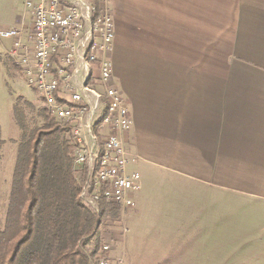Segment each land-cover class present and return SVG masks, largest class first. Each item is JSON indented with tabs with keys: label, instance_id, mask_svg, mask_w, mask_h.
Returning <instances> with one entry per match:
<instances>
[{
	"label": "crops",
	"instance_id": "0c3cea01",
	"mask_svg": "<svg viewBox=\"0 0 264 264\" xmlns=\"http://www.w3.org/2000/svg\"><path fill=\"white\" fill-rule=\"evenodd\" d=\"M109 5L111 84L134 121L125 135L136 155L133 169L139 171L143 161L191 180L194 192L224 191L264 202V0ZM19 16L22 25L27 15L17 0H0V31L20 27ZM143 190L134 194L128 219L152 224L139 233L142 240L156 229L153 224H169L161 231L173 233V224L212 220L209 209L217 204L168 196L146 201ZM151 247L162 248L156 242ZM171 247L155 251L150 264H177L182 249Z\"/></svg>",
	"mask_w": 264,
	"mask_h": 264
},
{
	"label": "built area",
	"instance_id": "2783aa9c",
	"mask_svg": "<svg viewBox=\"0 0 264 264\" xmlns=\"http://www.w3.org/2000/svg\"><path fill=\"white\" fill-rule=\"evenodd\" d=\"M110 0H23L24 14L30 15L20 27L0 31V39H11L8 55L15 59L28 86L40 97V108L58 120L72 125L75 166L84 175L87 204L95 212L99 196L121 207L125 213L135 206L134 194L142 187L141 175L129 168L136 155L130 151L126 133L134 121L121 92L111 84L114 24ZM95 41L91 64H82L85 43ZM95 71L97 91L83 88L82 75ZM65 95L67 106L57 104ZM104 103L112 110L101 137L91 138L89 124ZM107 129V130H106ZM97 151L106 152V160L94 162ZM99 165V172H92ZM110 250L103 246V252ZM122 264V261H119ZM99 264H110L106 256Z\"/></svg>",
	"mask_w": 264,
	"mask_h": 264
},
{
	"label": "trees",
	"instance_id": "16d2710c",
	"mask_svg": "<svg viewBox=\"0 0 264 264\" xmlns=\"http://www.w3.org/2000/svg\"><path fill=\"white\" fill-rule=\"evenodd\" d=\"M2 62L8 72L19 67L9 56ZM39 105L40 99L18 97L13 106L23 134L0 226V264H99L100 257H109L101 226L120 219L121 207L102 200L95 212L85 203L72 125ZM4 143L0 128V165Z\"/></svg>",
	"mask_w": 264,
	"mask_h": 264
},
{
	"label": "rangeland",
	"instance_id": "374dc122",
	"mask_svg": "<svg viewBox=\"0 0 264 264\" xmlns=\"http://www.w3.org/2000/svg\"><path fill=\"white\" fill-rule=\"evenodd\" d=\"M17 5L21 12L25 11L23 0H17ZM26 15L25 21L30 24V15ZM18 20L19 23L15 26L21 25V16ZM12 43L11 39H0V128L5 141L1 149L0 165V226L6 216L17 145L23 134L13 120L14 102L18 97L30 101L40 99L39 94L28 86L20 67L13 66L8 72L2 62L9 56L7 53L11 50ZM138 164L141 165L138 172L144 187L143 200H161L168 196L184 200H214L217 204H214L215 208L209 209L213 211L212 220L190 225L179 222L172 225L175 229L173 233L161 231L162 228L170 226L169 224H153L156 229L146 234L145 240L141 239L139 233L150 229L152 224L140 225L128 221L130 210L125 213L123 221H120L121 217L115 222L112 219L106 220L100 232L103 246H110V250L106 251L109 253L110 264H120L119 261H122V264H150L156 251L155 247H151L153 242L162 247L156 254L162 250L166 251V246L170 244H173L171 249H182V252L179 249L177 257L180 260L175 262L177 264H264V202L224 191L194 192L191 189L195 183L191 180L167 175L166 172L143 161H138ZM134 165L130 164L129 168L135 170ZM173 188H178L179 192H174ZM183 227H186L188 232L182 231ZM188 239L192 241L187 242Z\"/></svg>",
	"mask_w": 264,
	"mask_h": 264
},
{
	"label": "bare ground",
	"instance_id": "6f19581e",
	"mask_svg": "<svg viewBox=\"0 0 264 264\" xmlns=\"http://www.w3.org/2000/svg\"><path fill=\"white\" fill-rule=\"evenodd\" d=\"M95 53V41H87L85 43L84 54L82 55V64H91V55ZM95 79V71H86L82 75L83 88H87L88 91H97V84L91 83ZM57 104L60 106H67V99L65 95H58ZM112 110V103H104L101 107V111L97 115L92 116V122L89 124V132H91V138L101 137V125H105L107 118H109ZM106 160V152L97 151L94 155V162H103ZM92 172H99V165H92ZM83 200L87 204L85 197V185L82 193ZM102 200L107 201V196H99V202L97 205V212L99 211V205Z\"/></svg>",
	"mask_w": 264,
	"mask_h": 264
}]
</instances>
